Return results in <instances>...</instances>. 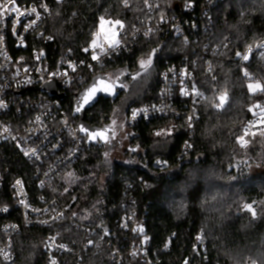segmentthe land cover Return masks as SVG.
Listing matches in <instances>:
<instances>
[{
	"label": "trees",
	"instance_id": "16d2710c",
	"mask_svg": "<svg viewBox=\"0 0 264 264\" xmlns=\"http://www.w3.org/2000/svg\"><path fill=\"white\" fill-rule=\"evenodd\" d=\"M211 13L213 25L206 36L218 51L209 66L202 61L198 69L203 96L198 103L200 118L194 128L192 152L182 154L188 134L181 122L171 127L170 119L126 125L131 133L128 162L110 165L107 158L112 145L89 141L81 133L82 155L50 181L53 190L45 194L37 185L35 169L16 147L0 144V173L6 180L0 208L4 204L14 208L10 184L16 178L25 182L33 201L46 195L68 207L66 221L51 228L24 229L15 237L19 264H45L51 256L46 242L55 232L61 233L62 242H81L83 234L69 221L71 217L81 225L103 226L113 234L118 233L117 220L134 210L146 219L145 235L151 252L159 258L157 264H264V135L248 137L245 148L237 142L252 117L249 109L264 97V92L252 93L248 88L250 81L264 87V61L254 53L241 63L236 55L264 40V0H227L216 4ZM101 17L131 26L145 18L146 11L142 0H128L127 7L123 0H65L54 5L41 27L45 36L52 37L46 45L49 60L56 63L69 52L76 58L85 57L84 49L98 32ZM229 39L232 42L226 47ZM161 44L160 36L139 40L130 52L89 76L84 85L78 82L61 95L63 108L77 126L80 121L73 117L77 99L95 78L107 73L138 72L139 61L153 49L152 67L144 80L140 77V96L129 105L125 117L133 106L157 102L160 76L167 65L160 55ZM124 93L114 101L100 97L85 113L86 125L94 129L109 126L111 131ZM225 93L224 107L215 108L219 96ZM167 128L172 130L169 137L154 138L155 132ZM160 160L165 162L164 167L157 166ZM245 204L252 205L255 216L244 208ZM3 221L0 217V223ZM197 234L207 241L202 259L195 256ZM118 236L123 239L126 235ZM84 256L85 264H115L104 246L101 250L88 249ZM56 257L61 264H68L66 258Z\"/></svg>",
	"mask_w": 264,
	"mask_h": 264
},
{
	"label": "built area",
	"instance_id": "2783aa9c",
	"mask_svg": "<svg viewBox=\"0 0 264 264\" xmlns=\"http://www.w3.org/2000/svg\"><path fill=\"white\" fill-rule=\"evenodd\" d=\"M63 1L65 0H16V6L21 11L27 12L35 6L40 13V19L28 31L24 30L25 25L35 19V14L20 17L15 32L13 25L16 13H5L0 19V36L3 37L0 41V100L7 105L0 108V144L14 145L23 159L35 169L39 189L45 194H50L53 190L50 181L57 177L62 169L79 159L84 151V143L79 126L63 108L59 97L52 96L44 89L55 86L57 94L63 95L78 82L84 85L89 76L96 75L97 71L105 69L108 63L130 52L139 40L160 36V55L167 65L160 76L158 100L152 104L131 107L125 123L131 127L154 119H170L171 127H174L177 122H181L188 134L181 152H192L194 128L200 118L198 103L203 96L198 69L202 61H207L209 66L210 58L218 51L217 47L210 45L206 36L213 25L211 12L216 4L227 0H170L169 3L148 0L147 5L145 0H142L146 17L136 20L131 26L123 24V29L119 28L120 48L114 52L110 51L108 55H101L99 61H92L90 49L83 58H76L69 52L63 59L53 63L46 52V45L51 43L52 39L45 36L41 27L50 17L54 5ZM5 2L6 0H0V4ZM41 3L47 6V11L40 7ZM148 28H151L152 32L145 37L143 33ZM96 37L99 43L107 48L106 37L98 38L94 35L93 39ZM231 42L229 39L225 46L228 47ZM261 44H264V40L248 47L241 56L248 55L250 58L255 53L264 61L261 56L264 48L259 47ZM95 51L99 52L100 49ZM41 52L43 55H40ZM37 56L40 58L37 59ZM241 56L240 62L245 63ZM70 63L76 65L75 72L69 68ZM88 65L92 67L89 68ZM25 68L29 71L25 72ZM65 71L68 72L66 77H49V73ZM108 74L103 76L107 77ZM28 80L31 82L28 83ZM182 88L187 95L182 94ZM255 105L260 107L253 106L255 113L251 112L252 117L243 128L244 134L247 130V136L264 130V122L261 119L264 115L261 113L264 97ZM133 110L138 112L135 118L132 115ZM193 115L194 119L189 122L188 117ZM5 128L8 129L7 132L4 131ZM33 148L37 150L38 158L31 154ZM25 152H29V155H25ZM164 165L162 160L157 162L159 167ZM17 181L21 183L17 184ZM5 185L6 180L0 173V193ZM10 190L15 200L14 208L6 204L0 208V217L5 220L0 223V264H19L15 237L24 229L51 228L68 218V207L57 198L50 199L41 195L37 201H33L21 178L11 182ZM4 200L6 203L7 200L3 199V202ZM21 200L24 201L23 204ZM35 209L39 211H34ZM69 221L82 232V241L62 242L61 233L55 232L46 242L51 256L45 264H61L56 255L66 258L68 264H85V252L88 249L101 250L103 246L110 250L111 261L115 264H132L135 261L142 264L160 263L159 258L150 250L148 238L145 240L146 219L136 210L117 220L118 233L113 234H109L103 226L81 225L74 217ZM119 233L126 236L120 239ZM194 246L195 256L202 259L207 247V241L202 234L195 236Z\"/></svg>",
	"mask_w": 264,
	"mask_h": 264
},
{
	"label": "snow or ice",
	"instance_id": "6c2138e0",
	"mask_svg": "<svg viewBox=\"0 0 264 264\" xmlns=\"http://www.w3.org/2000/svg\"><path fill=\"white\" fill-rule=\"evenodd\" d=\"M124 2V6L127 7L128 6V0H123ZM145 4H148V0H145ZM40 7L44 8L45 11H47V6L43 3H41ZM149 7H151V5H149ZM158 7V5H157ZM5 13H8L9 15H11L12 13H16V19L14 21V25H13V29L15 32V26L16 24H19L20 22V17L24 16V15H28V16H32L33 14H35V19L29 21L28 24L25 25L24 30L28 31L29 29H31L35 24L36 21L40 19V13L37 11V8L35 6L31 7L30 10H28L27 12L25 11H21L19 7L16 6V0H6L5 3L0 4V19H2L5 15ZM101 21H104V17L100 18ZM161 19H163V17H161ZM113 24V26H119V28L123 29L124 25L122 23L121 20L117 19L115 21L111 22ZM152 32L151 28H148L147 31H145L143 33V35L145 37H147L150 33ZM95 35H99V33L95 34ZM118 35V33L113 32L112 34V38L108 41L107 44V48L104 47V45L102 43H98L96 39H93L91 41V44L89 45V47L85 48L84 51L88 52L90 49L92 50V55H91V59L92 61H99L101 55H108L111 52H114L116 49L121 47V41L116 39V36ZM3 37L0 36V41H2ZM48 39H52V37H48ZM259 47L264 48V44L259 45ZM97 48L100 49L99 52L95 51ZM249 51H251V48H249ZM156 54V50L153 49L148 55L146 59H141L139 61V67L141 69V71H138L136 73H120L117 74L115 76V78L113 79L111 76L108 77H97L93 83L86 89V91L80 95L79 100H78V104L77 107L75 108V112L76 113H80L81 111H83V109L85 108L86 105L90 104L97 96V94L103 93V94H107V95H116L117 94V89H124L125 91H127L129 85L128 82L124 79H122V77L124 76H128L130 77V79L132 81H137L139 79V77L141 75L147 74L149 72V69L152 67V63H153V58ZM40 55H43V53L41 52ZM237 56H241V54L239 52L236 53ZM261 56L264 57V52L261 53ZM40 57L37 56V59H39ZM241 59L244 61H247L249 59L248 55H243L241 56ZM89 68L92 67V65H88ZM69 68L75 72L76 71V65L74 64H69ZM25 72H28L29 69L25 68L24 69ZM245 76H248L247 71H245ZM57 75H63V76H68V72L65 71L63 73H49V77H55ZM213 79H215V77H213ZM28 83H30L31 81L28 80ZM249 91L252 93H255L256 91H262L264 92V87L261 86V84L259 82H256L255 84L250 83L248 85ZM182 94L187 95V93L184 91V89H181ZM219 103L214 104V107L217 109H222L226 103L227 100V95L225 94H221L219 96ZM7 105L0 100V108L2 107H6ZM254 107H260V105H254ZM158 111H162V109H158ZM249 111H252V109H249ZM261 113L264 114V108H261ZM138 114V112L136 110H133V118H135V116ZM147 113L145 112V115ZM37 119H39V117H37ZM194 119V115L193 116H189L188 120L189 122H191ZM262 122H264V115H262L261 117ZM67 123V121H65V124ZM112 124L115 125L116 121L113 120ZM189 127H191V123H189ZM110 129L109 128H105V129H99V130H90L89 128H87L86 126H84L83 124L80 125L79 127V131L81 133H84L89 141H102L104 143H111V140L115 139L116 137V132L114 130H112L111 132V137H109L107 135L108 131ZM5 132L8 131L7 128L4 129ZM262 135H264V130H262L261 132ZM156 136H168L171 135V129H166V130H161L155 133ZM245 135H248L247 130L245 131ZM13 139H15V137H13ZM237 142L241 144L242 147L247 145V141H245L244 136L238 137ZM132 151H135V149H132ZM31 154L33 156H37L38 158V154H37V150L35 148L31 149ZM25 155H29V152H25ZM105 155H107V153H105ZM159 163V161H158ZM70 177L72 176V173L68 174ZM20 181H17V184H20ZM65 191H67V189H65ZM22 204L24 203L23 200L20 201ZM25 207H28L27 205H25ZM244 208L251 211L253 216H255V211L252 209V205L250 204H245ZM7 209H5L6 211ZM34 211H39V209H35ZM75 215V214H74ZM61 218H62V214H61ZM53 219H57V217H53ZM140 231H142V229H140ZM197 239H201V237H197ZM145 240H147V237H145ZM91 243V241L89 242ZM63 247V246H61ZM185 264H187V261H185ZM253 264H256V262L254 261Z\"/></svg>",
	"mask_w": 264,
	"mask_h": 264
},
{
	"label": "rangeland",
	"instance_id": "374dc122",
	"mask_svg": "<svg viewBox=\"0 0 264 264\" xmlns=\"http://www.w3.org/2000/svg\"><path fill=\"white\" fill-rule=\"evenodd\" d=\"M111 22L112 21H110V20H104L103 22L101 21V23H100V25L98 27V32H97V33H99L98 38L100 36H105L106 37V40L108 42L112 38L113 32H116V33H118V35L116 36V39L119 40V26H115L114 27ZM96 40L99 43L97 37H96ZM147 74L141 75L140 77L144 80V77H146ZM108 76H111L114 79L116 75L115 74H108ZM97 77H105V76H97ZM140 77H139V79L137 81L128 82L129 87H128L127 91H125L124 89H120V88L117 89V93L119 91H122V90L125 91L126 93H124V97L122 98L121 102L117 106L115 115L113 117V120L116 121V124L115 125L112 124L111 131L109 130L108 133H107V135L109 137H111L112 130H114L116 132L115 139L111 140V143H108V144L112 145V150H111V152H110V154H109V156L107 158V164L108 165H110V164H112L114 162H128L127 156L129 155V153H130L129 150L131 148L130 147V143H131V141H130V134L131 133L126 128V123H125L126 117H125V113H126L128 107H129V105L134 100H136L138 98V96H140L141 89L139 87L141 86V82L143 81V80H141ZM122 79H124V77H122ZM250 83L255 84L256 82H253V81L251 82L250 81ZM261 86H262V84H261ZM256 92H259V91H256ZM99 95H106V96H108L107 94L100 93V94H97L96 98ZM109 96H113V95H109ZM251 109H252L251 112L254 114L255 113V108L252 107ZM105 128H109V126H106L103 129H105ZM89 129L91 130V128H89ZM167 129H170V128H167ZM97 130H99V129H97ZM164 130H166V129H164ZM155 133H154V138H158V139H166L167 137L170 136V135H168V136H163V135L162 136H156ZM171 133H172V130H171ZM258 134H260V133H258ZM254 135H257V134H254ZM243 136H244L245 141L248 142L247 145L243 147V148H245L249 144L248 137H253V135L247 136V135H245L243 133ZM240 146H241V144H240ZM248 162L249 161L247 160L246 163H248ZM254 172H256V171H254Z\"/></svg>",
	"mask_w": 264,
	"mask_h": 264
},
{
	"label": "water",
	"instance_id": "95a60500",
	"mask_svg": "<svg viewBox=\"0 0 264 264\" xmlns=\"http://www.w3.org/2000/svg\"><path fill=\"white\" fill-rule=\"evenodd\" d=\"M44 90L48 91L50 94H52V96L59 97L60 99L63 98V96L57 94V91H56L55 86H54V87H53V86H52V87H47V89H44ZM122 91H123V90H122ZM122 91H119L116 95H113V96H109V95H108V96H106V95H99L94 101H92L91 104L87 105V106L83 109V111H81L80 113H76V112H74L73 117L79 119V121H80V125L83 124L84 126H86V127L88 128V126H87L86 123H85V113L87 112V110L90 109V108H91V107L97 102V100H98L100 97H104V98H112L113 101H114V100H116V99L121 95ZM84 92H85V91H84ZM82 94H83V93H82ZM79 97H80V96H79ZM79 97H78V99H77V102H76V106H75V108L77 107ZM91 130H97V129L91 128Z\"/></svg>",
	"mask_w": 264,
	"mask_h": 264
},
{
	"label": "flooded vegetation",
	"instance_id": "af4514ba",
	"mask_svg": "<svg viewBox=\"0 0 264 264\" xmlns=\"http://www.w3.org/2000/svg\"><path fill=\"white\" fill-rule=\"evenodd\" d=\"M150 70V69H149ZM138 71H141V69L139 68V70ZM124 80H126L127 82H131L132 80L129 78V79H124Z\"/></svg>",
	"mask_w": 264,
	"mask_h": 264
}]
</instances>
